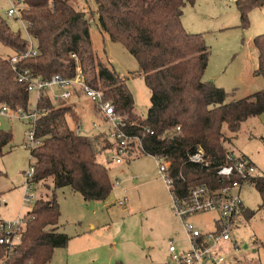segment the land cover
Returning <instances> with one entry per match:
<instances>
[{"label":"trees","instance_id":"16d2710c","mask_svg":"<svg viewBox=\"0 0 264 264\" xmlns=\"http://www.w3.org/2000/svg\"><path fill=\"white\" fill-rule=\"evenodd\" d=\"M92 1L94 9L87 6V0L84 4L80 0L21 1L18 19L27 23L37 54L14 63L0 55V107L32 108L26 85L16 80L17 70L26 69L46 79L54 74L72 77L79 69L86 83L111 100L117 113L133 121L127 132L138 136L142 145V150L134 149L135 156H162L169 162L177 193H186L188 187L200 183L216 188L240 181L237 175L217 174L227 154L223 142L226 132H237L243 121L264 113V88L230 101L222 87L202 79L210 48L202 33L185 30L181 21L184 7L195 0ZM236 4L245 23L248 11L264 5V0H238ZM92 23L136 60L133 75L142 78L150 92L145 117L134 108L126 78L94 49ZM0 43L16 53L27 50V39L1 14ZM253 45L254 74L264 79V33L253 38ZM36 107L45 113L35 124V134L42 142L29 152L32 181L46 192L37 194L24 215L9 264H49L54 250L68 244L70 236L58 230L57 189L69 187L85 201H103L112 191L109 168L97 159L99 153L113 147L108 134L75 133L72 123L78 117L74 105L55 101L48 94L38 98ZM11 142V130L0 128L1 155L4 148H11ZM200 151L202 161L191 160ZM252 183L264 204V177L254 178ZM5 253L0 244V259Z\"/></svg>","mask_w":264,"mask_h":264},{"label":"rangeland","instance_id":"374dc122","mask_svg":"<svg viewBox=\"0 0 264 264\" xmlns=\"http://www.w3.org/2000/svg\"><path fill=\"white\" fill-rule=\"evenodd\" d=\"M237 1L195 0L184 7L182 14L184 28L202 33L210 48L203 80H215L229 93L228 99L233 100L264 88V79L253 73L256 50L252 42L254 37L264 33V5L250 9L247 21L242 23ZM12 4L17 9L22 6L17 0H0V14L27 38L23 23L16 16H6V10ZM86 4L95 8L92 0H87ZM90 33L93 47L102 60L118 73L128 74L126 84L134 108L145 117L148 88L142 78L133 75V67L138 66L136 60L120 43L106 40L95 23L91 24ZM15 53L0 43L2 57L10 58ZM35 101L36 94L29 92L30 106ZM64 102L73 104L77 113L78 118L72 127L79 122L82 134L96 133L91 123L100 121V118L87 97L76 95ZM29 126L27 120H20L11 113H0V128L12 132L11 148L7 146L4 154H0V219L5 222L23 217L33 205L23 202L24 172L32 161L24 146ZM223 144L227 154L246 157L264 177V113L243 121L237 132H226ZM113 154L112 147L97 155L98 161L109 168L111 184L115 178L119 179V185H112L105 200L87 202L69 187L56 190L60 210L58 227L70 239L65 247L54 250L49 264H158L168 260L171 240L179 248L186 245V241L181 240L179 220L171 212V196L159 177L155 158L142 154L133 160L122 159L117 164L112 159ZM40 192H46V189L35 187L34 199ZM239 193L245 212L237 216L230 229V239L218 244L225 258L222 264H264L262 195L254 184L243 185ZM119 199H124L123 204L116 202ZM250 213L252 215L248 217ZM213 216V213H203L190 220L207 229L211 228Z\"/></svg>","mask_w":264,"mask_h":264},{"label":"built area","instance_id":"2783aa9c","mask_svg":"<svg viewBox=\"0 0 264 264\" xmlns=\"http://www.w3.org/2000/svg\"><path fill=\"white\" fill-rule=\"evenodd\" d=\"M231 1V0H229ZM21 0H17L20 3ZM6 16H16L19 18V10L12 4L6 10ZM23 26L27 23L19 19ZM27 33V30H26ZM27 50L24 53H15L10 57L11 63L27 57L35 56L37 49L30 35L27 33ZM16 69L15 67H13ZM16 80L24 83L29 92L36 94V101L32 104L29 111L21 109L11 110L7 106L0 107L1 114H13L20 120H27L29 127L26 129L27 141L24 146L29 152L39 146L42 139L35 134L36 121L45 113V110H39L36 107L39 97L48 94L55 101H67L76 95L87 97L95 108V114L100 121L91 123L96 132H105L113 142L114 154L112 159L120 164L122 159L131 157L139 148L142 150L140 138L127 132V128L133 125V122L115 111L111 100L105 98L100 89L94 88L85 82L81 71L78 69L72 77H63L54 74L50 78L43 79L32 75L28 70L21 69L16 71ZM179 129V127H177ZM77 134H82L81 123L72 127ZM84 132L85 129H83ZM152 133V131H150ZM157 165V172L164 185L168 188L171 196V212L180 221L184 240V247H177L173 241L169 242L168 260L158 264H222L225 261L224 256L219 251L220 241L229 240L230 229L235 224L237 216L240 215L243 204L240 199V189L245 184H253L252 180L261 174L256 166L246 157H236L230 152L226 154L225 163L217 168L219 176L231 178L233 175L240 177V181H233L232 184L211 188L206 184L200 183L187 188L186 193L179 194L175 191L173 178L169 172V162L162 156H153ZM200 157V159H199ZM193 161H202L201 151L191 157ZM25 190L23 202L34 203L33 183L34 166L33 159L31 165L24 172ZM112 185H119V179L115 178ZM123 199L118 201L122 204ZM213 213L211 218V229H203L190 220L191 217L203 214ZM24 222V216L14 222H0V244L5 247V255L0 259V264H9L10 254L19 240V230Z\"/></svg>","mask_w":264,"mask_h":264},{"label":"crops","instance_id":"0c3cea01","mask_svg":"<svg viewBox=\"0 0 264 264\" xmlns=\"http://www.w3.org/2000/svg\"><path fill=\"white\" fill-rule=\"evenodd\" d=\"M95 5V4H94ZM181 21H182V17H181ZM184 27V26H183ZM189 28V27H188ZM97 29H99L98 27H97ZM186 30V29H185ZM190 30H192L191 28H190ZM100 31V30H99ZM190 32V31H189ZM102 33V32H101ZM193 33V32H192ZM102 35L105 37V39L106 40H108L109 38H108V36L105 34V33H102ZM109 41V40H108ZM252 42H253V40H252ZM107 54V53H106ZM100 56V55H99ZM107 57V56H106ZM108 60H110V58L108 57ZM207 67V66H206ZM114 68V67H113ZM255 68H256V66H255ZM255 68L253 69V73H254V70H255ZM115 69V68H114ZM136 67L134 66L133 67V69H132V71L134 72V71H136ZM205 71H206V69H205ZM205 71H204V74H205ZM121 76H123V77H126L128 74L127 73H125V74H121V73H119ZM203 74V75H204ZM254 76H256L255 74H254ZM203 79V78H202ZM204 81H212L216 86H218V87H222L221 85H218L217 83H215L214 81L215 80H212V79H205ZM223 89H224V87H222ZM129 89V88H128ZM148 90V89H147ZM225 90V89H224ZM148 96L150 97V92H149V90H148ZM230 101H233V99H229ZM150 106V101H149V103L146 105V109H145V113H147V110H148V107ZM141 115V114H140ZM136 153H134L131 157H128V158H126V159H128V160H133L134 158H137L136 156ZM135 156V157H134ZM77 193V192H76ZM84 200V199H83ZM85 201V200H84ZM87 202H90V201H87ZM179 223H180V221H179ZM90 227H92V225L90 226ZM180 227H181V223H180ZM211 228H212V224H211ZM211 228H207V229H211ZM181 229V231H182V227L180 228ZM58 230H59V227H58ZM61 231V230H60ZM61 232H63V231H61ZM65 233V232H64ZM177 238H178V236H177ZM181 240H184V234H183V232H182V239ZM172 241V240H171Z\"/></svg>","mask_w":264,"mask_h":264}]
</instances>
